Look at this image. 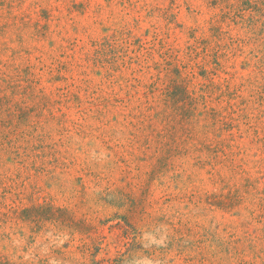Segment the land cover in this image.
<instances>
[{
    "label": "rangeland",
    "instance_id": "374dc122",
    "mask_svg": "<svg viewBox=\"0 0 264 264\" xmlns=\"http://www.w3.org/2000/svg\"><path fill=\"white\" fill-rule=\"evenodd\" d=\"M0 264H264V0H0Z\"/></svg>",
    "mask_w": 264,
    "mask_h": 264
}]
</instances>
